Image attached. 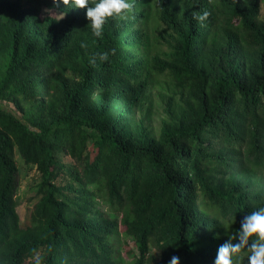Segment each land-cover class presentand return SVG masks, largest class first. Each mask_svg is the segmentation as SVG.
<instances>
[{
	"label": "trees",
	"instance_id": "trees-1",
	"mask_svg": "<svg viewBox=\"0 0 264 264\" xmlns=\"http://www.w3.org/2000/svg\"><path fill=\"white\" fill-rule=\"evenodd\" d=\"M129 2L96 37L83 9L0 0V264H211L264 206V71L248 82L217 48L227 36L263 63L260 0ZM153 24L174 33L167 52L153 53ZM155 87L158 140L136 129ZM19 162L39 174L25 227Z\"/></svg>",
	"mask_w": 264,
	"mask_h": 264
},
{
	"label": "rangeland",
	"instance_id": "rangeland-1",
	"mask_svg": "<svg viewBox=\"0 0 264 264\" xmlns=\"http://www.w3.org/2000/svg\"><path fill=\"white\" fill-rule=\"evenodd\" d=\"M22 5L29 7L31 4L33 5L34 0H20ZM260 8H261V18L264 17V0H260ZM64 14L61 12H54L48 10L45 7L41 6L40 11V19L46 17H52L55 20L63 19ZM44 22L43 20H40ZM41 22L37 21V23L41 24ZM152 30L154 33L153 42L156 43L153 48V53L157 52H167L171 44L173 43L174 33L158 24H153ZM155 38V39H154ZM230 38L227 36H223L217 43L218 51H223L221 57L218 58V64L221 63L222 67L229 69L232 66L236 67L239 75L246 79L248 82L251 81L252 77L258 74H261L264 71V61L263 63L258 56H252L248 54L249 52L243 51L239 48L229 47ZM219 52V53H220ZM208 53V52H207ZM213 54H216V49L212 52L208 53L204 59H213ZM77 66L75 65V69ZM70 74H72L69 71ZM70 80H77V77H73V74L69 78ZM163 95L161 93L160 88L155 87L150 90L148 95V101L150 104L144 105L143 109L140 112L136 111V129L144 130L145 133L149 134L150 138L158 140L164 123L168 120L167 115L164 111V101ZM47 102V99H45ZM8 107L10 109H14L12 104H9ZM29 108V106H28ZM63 110L57 108L53 112L55 114L62 113ZM16 112V111H15ZM47 112H51L47 110ZM18 117H20V113L16 112ZM62 156V155H59ZM64 164H74L70 158H62ZM77 168V166H76ZM79 168V167H78ZM77 168V169H78ZM62 180V179H60ZM18 187H17V199L19 200L20 206L18 207V214L21 219V225L25 227L28 224V218L30 213L36 203L35 197V189L39 182V174L35 168L26 166L23 162H19V175H18ZM65 181H59V184L63 185ZM130 247L132 249V242L128 241ZM153 252V250L151 251Z\"/></svg>",
	"mask_w": 264,
	"mask_h": 264
},
{
	"label": "clouds",
	"instance_id": "clouds-1",
	"mask_svg": "<svg viewBox=\"0 0 264 264\" xmlns=\"http://www.w3.org/2000/svg\"><path fill=\"white\" fill-rule=\"evenodd\" d=\"M61 5H70L72 9H83L85 19L91 26L94 36L100 37L104 26L110 18L125 19L132 10L129 0H55ZM208 12L194 17L203 22L208 17ZM221 243L211 264H234V257L242 250L247 252V264H264V206L244 214L239 221V227ZM36 264H40L39 257ZM166 264H181L178 255H172Z\"/></svg>",
	"mask_w": 264,
	"mask_h": 264
}]
</instances>
